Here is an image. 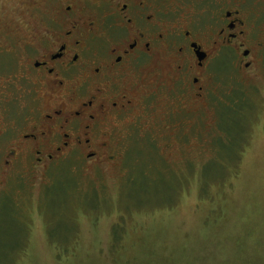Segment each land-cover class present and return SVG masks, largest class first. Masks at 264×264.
I'll return each instance as SVG.
<instances>
[{
    "label": "rangeland",
    "instance_id": "obj_1",
    "mask_svg": "<svg viewBox=\"0 0 264 264\" xmlns=\"http://www.w3.org/2000/svg\"><path fill=\"white\" fill-rule=\"evenodd\" d=\"M256 20L264 41V6ZM33 22L28 0H0V264H264V50L249 69L213 66L204 100L163 60L165 92L116 131L114 159L42 166L17 149L44 108L14 78Z\"/></svg>",
    "mask_w": 264,
    "mask_h": 264
},
{
    "label": "flooded vegetation",
    "instance_id": "obj_2",
    "mask_svg": "<svg viewBox=\"0 0 264 264\" xmlns=\"http://www.w3.org/2000/svg\"><path fill=\"white\" fill-rule=\"evenodd\" d=\"M263 6L264 0H28L34 22L23 27L14 78L17 90L44 98V108L18 141V155L32 151L42 166L71 151L100 165L114 159L116 131L145 99L165 92L163 60L173 61L175 85H188L199 100L210 90L213 66L236 60L249 69L259 60L264 41L256 17ZM145 63L150 74L132 77Z\"/></svg>",
    "mask_w": 264,
    "mask_h": 264
},
{
    "label": "trees",
    "instance_id": "obj_3",
    "mask_svg": "<svg viewBox=\"0 0 264 264\" xmlns=\"http://www.w3.org/2000/svg\"><path fill=\"white\" fill-rule=\"evenodd\" d=\"M234 106H235L234 108H236V110L234 109V110L232 111L231 109H233V108H230L229 111H231L232 113L235 112L237 115H242L243 113H245V109H246V107H245V104H244V103H239V102L237 101V102L235 103ZM230 107H231V106H230ZM141 212H142V208H141V207H137V208L134 209V210H124V211H120L119 214H120V216L122 217V220H123L124 217L126 216V214H130L131 217H132V215H139ZM122 220H121V221H122ZM121 221L118 222V223L115 225V228H114L113 231H112V236H111V242H112V244H113V240H116L117 236H118V238H117L116 242H120V241L122 240V237L119 236V235L121 234L119 230L122 229V228L119 226V223H121ZM123 221H125V220H123ZM118 233H120V234H118Z\"/></svg>",
    "mask_w": 264,
    "mask_h": 264
},
{
    "label": "bare ground",
    "instance_id": "obj_4",
    "mask_svg": "<svg viewBox=\"0 0 264 264\" xmlns=\"http://www.w3.org/2000/svg\"><path fill=\"white\" fill-rule=\"evenodd\" d=\"M229 96V95H228Z\"/></svg>",
    "mask_w": 264,
    "mask_h": 264
}]
</instances>
